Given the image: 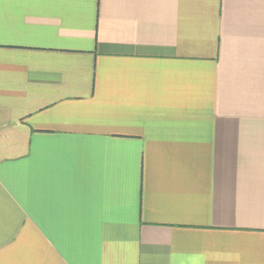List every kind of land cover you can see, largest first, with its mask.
Listing matches in <instances>:
<instances>
[{"label":"crops","instance_id":"0c3cea01","mask_svg":"<svg viewBox=\"0 0 264 264\" xmlns=\"http://www.w3.org/2000/svg\"><path fill=\"white\" fill-rule=\"evenodd\" d=\"M0 264H264V0H0Z\"/></svg>","mask_w":264,"mask_h":264}]
</instances>
